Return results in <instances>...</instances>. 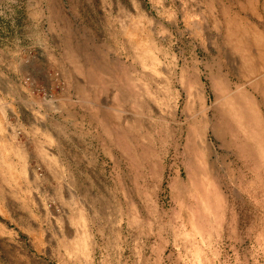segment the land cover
Returning <instances> with one entry per match:
<instances>
[{"label": "rangeland", "instance_id": "obj_1", "mask_svg": "<svg viewBox=\"0 0 264 264\" xmlns=\"http://www.w3.org/2000/svg\"><path fill=\"white\" fill-rule=\"evenodd\" d=\"M1 123L0 264H264V0H0Z\"/></svg>", "mask_w": 264, "mask_h": 264}, {"label": "crops", "instance_id": "obj_2", "mask_svg": "<svg viewBox=\"0 0 264 264\" xmlns=\"http://www.w3.org/2000/svg\"><path fill=\"white\" fill-rule=\"evenodd\" d=\"M1 124H2V123H1ZM0 129L3 130V131H5L6 128H5V127L3 126V124H2V125L0 126ZM3 146H5V145H3ZM4 151H5V150H4Z\"/></svg>", "mask_w": 264, "mask_h": 264}]
</instances>
